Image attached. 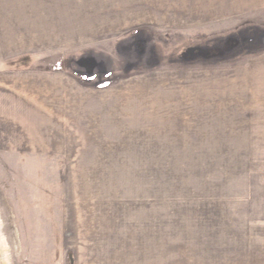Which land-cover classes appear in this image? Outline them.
<instances>
[{
	"label": "rangeland",
	"instance_id": "1",
	"mask_svg": "<svg viewBox=\"0 0 264 264\" xmlns=\"http://www.w3.org/2000/svg\"><path fill=\"white\" fill-rule=\"evenodd\" d=\"M46 1L79 44L6 64L63 92L0 109V264H264V8Z\"/></svg>",
	"mask_w": 264,
	"mask_h": 264
},
{
	"label": "crops",
	"instance_id": "2",
	"mask_svg": "<svg viewBox=\"0 0 264 264\" xmlns=\"http://www.w3.org/2000/svg\"><path fill=\"white\" fill-rule=\"evenodd\" d=\"M48 3L51 4L49 0ZM52 5L47 8L46 0L37 3L36 0H0V109L9 107L13 101H17L21 109L43 108L49 98L47 91H51L47 87L48 81L57 85L52 88L54 93L62 94L60 70L6 68L8 61L31 53L38 55L51 51L61 54L79 44L76 38L60 37V30L73 28L75 20L72 16L64 19L56 8L49 10ZM256 6L264 8V0H231L230 3L232 11L236 7L238 11L255 10ZM224 8V5L214 4L210 11Z\"/></svg>",
	"mask_w": 264,
	"mask_h": 264
}]
</instances>
